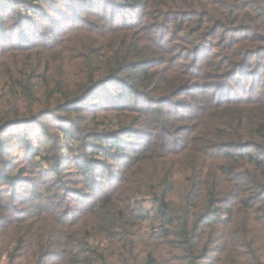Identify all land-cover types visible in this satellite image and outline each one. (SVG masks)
Wrapping results in <instances>:
<instances>
[{
  "label": "trees",
  "instance_id": "1",
  "mask_svg": "<svg viewBox=\"0 0 264 264\" xmlns=\"http://www.w3.org/2000/svg\"><path fill=\"white\" fill-rule=\"evenodd\" d=\"M1 263L264 264V0H0Z\"/></svg>",
  "mask_w": 264,
  "mask_h": 264
},
{
  "label": "rangeland",
  "instance_id": "2",
  "mask_svg": "<svg viewBox=\"0 0 264 264\" xmlns=\"http://www.w3.org/2000/svg\"><path fill=\"white\" fill-rule=\"evenodd\" d=\"M148 206H150V204H148ZM1 264H4V263H1Z\"/></svg>",
  "mask_w": 264,
  "mask_h": 264
}]
</instances>
